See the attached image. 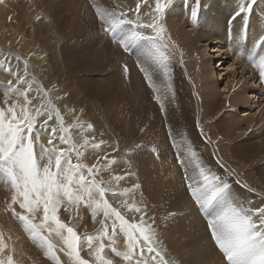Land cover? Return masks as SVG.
<instances>
[{"label":"rangeland","instance_id":"374dc122","mask_svg":"<svg viewBox=\"0 0 264 264\" xmlns=\"http://www.w3.org/2000/svg\"><path fill=\"white\" fill-rule=\"evenodd\" d=\"M29 1L0 0V10H4L3 17L0 18V62L2 65L7 68L10 65L13 71L20 69L23 73L24 62H28L31 55L30 50L32 55L40 59L43 66L47 65L45 73L55 88L53 91L59 94L53 97L57 98V103L64 102L62 100L66 98V92L62 91V86L68 87L69 94L75 95L74 93L77 92L78 95H75L77 116L85 125L83 130H87L89 134L87 136L84 131L81 133L77 128V131L72 133L73 138L82 140L81 135H85L90 144L102 142L101 149L87 148L90 150V165L83 161V158H81L82 162L88 166L95 164L98 168H103L104 155H107L109 159L118 160L117 164L110 166L111 170L103 169L96 179L111 181L113 175L126 176V179L120 181L118 186L113 183V187H117L120 191L125 188L132 189L133 185L140 186L135 190L134 200L141 208L147 209L148 215L154 217L155 227L159 232L164 233L159 240L171 264H220V254L207 232L206 222L197 211L185 187V177L198 174L194 171L196 161L189 163L186 160L188 170L185 172L177 163L176 154L178 150L186 149L191 145L199 161L201 160L200 162L207 169L213 170L212 172L219 175L222 180L225 177L231 178L228 167L218 158V144L215 139L219 138L222 132H229V134L231 132L232 135L236 133L233 137L240 139L246 135L245 125L240 123V127L232 129V126L224 125L227 121H220V116L227 113L231 119L236 118L242 121L260 113L259 105L263 104L262 99H259L258 94L259 96L254 100L255 95H252L253 89L259 84L257 78L252 79L257 71L250 72L245 69L244 58L237 62L231 57V53L225 56V51L229 47V43L223 40L227 22L225 24L223 21L221 35L217 34L218 40L211 42L207 39L213 38L211 24L214 21L212 13L206 12L205 9L204 3L210 4L207 0H200L198 16L192 21H180L182 16L183 20L186 16H178L180 12L178 10L181 8L179 6L173 7V10H177L178 13L174 11L172 14L171 11L166 10L167 12L165 11L161 18L162 21L160 20L161 24L164 22L162 25L165 27V43L168 44L166 54L170 57V71L165 78L162 72H153L154 66L145 61L139 49L124 52L118 48L103 32L97 18V11L107 8V10L115 11L117 15L123 11L129 19L134 20L137 17L136 0H132V6L131 3L124 4L122 0H50V2L35 0L37 3L34 10H36L27 14L26 18L22 14L28 13L27 2ZM116 2L126 7L123 8ZM183 2L185 0L182 1L184 5ZM190 2L189 6L195 4V0ZM227 2L230 5L229 9L236 7L230 12L240 7L233 0ZM13 9L21 13L17 12L16 15ZM141 10L140 15L143 14L142 17L140 16L141 20L149 21L151 12L146 11L145 8ZM145 12L149 14L146 15ZM249 21L251 22V19ZM178 31L185 35L184 32H188L190 35H186L185 38L184 35H177ZM3 40L8 43L3 44ZM26 41L30 44L29 48L24 50L23 43ZM219 41L222 42L215 45ZM232 44L231 39L230 45ZM141 64L153 75L159 92H154L149 87L145 72L140 67ZM125 65L129 70L127 73L124 71ZM231 72H234L233 76ZM213 73L215 77L212 79H216L215 81L208 79L209 74L212 76ZM27 76L29 79L34 78L36 84L46 89L29 69ZM212 81L220 98L225 95L229 97L233 88L229 94H225L226 86L237 83V85H248L249 89L244 98L252 97L253 100L249 99L251 102L247 104L248 106L241 109L235 108L237 112L233 114L234 108L228 105V98H226L224 103L226 109L224 107L219 111L215 109L216 111L204 117L202 90H206L204 86ZM6 83L0 87V101L5 99L3 92L8 88V82ZM33 88L35 89V85ZM31 93H33L32 97L37 95L35 90ZM157 95L160 96L165 111L161 110L160 103L156 99ZM50 98L53 101V98ZM255 101L259 103L254 105ZM41 102L37 100L35 103L39 105ZM220 102L222 103V100ZM217 104L219 107V102ZM89 124L93 126L92 129L87 128ZM260 124L264 126V115L262 119L260 118ZM223 125L224 128L220 129ZM214 135L217 136L211 143L210 139ZM263 136L264 131L261 136L250 142L259 144ZM172 138L175 139L178 147L173 146ZM259 157L263 159L259 161V164L257 163L258 168H248V170H251L252 184L257 189L258 187L264 189V153ZM126 161L130 162V166ZM241 166L239 162V167ZM232 182L231 185L238 187L241 191V195L234 192L241 202L258 201L256 197L245 196L247 189H251L250 185L247 186L243 184V181L240 182L235 178ZM4 186L10 190V186L0 180V187ZM128 202L132 203V198ZM3 209L11 214L8 206H4ZM169 213L174 215L169 216ZM135 218L139 220L138 215ZM60 219L70 222V225L74 226L81 235L95 233L100 227L99 217L97 222H93L89 211L83 207L78 217L75 209L61 210ZM12 222L17 226L16 232L33 244L32 238L25 232L22 224L15 217ZM118 238L120 243L123 237ZM121 243L122 247L118 248L123 250V242ZM108 255L115 260V264H124L110 252Z\"/></svg>","mask_w":264,"mask_h":264},{"label":"snow or ice","instance_id":"6c2138e0","mask_svg":"<svg viewBox=\"0 0 264 264\" xmlns=\"http://www.w3.org/2000/svg\"><path fill=\"white\" fill-rule=\"evenodd\" d=\"M141 3L146 0L137 3V18L134 20L123 11L117 15L107 8L98 10L97 18L103 32L110 35L118 48L124 52L139 49L145 61L154 66L153 72H162L167 78L170 57L166 54L168 44L160 20L171 0H155V15H151L149 21L140 19ZM199 4L200 0H195L191 6L193 20L198 16ZM255 4L256 0H249L246 5H241L232 19L251 13ZM244 19L247 20L248 16L244 15ZM254 47L264 49V35L258 38ZM253 66L258 67L259 77L264 81V54L258 61H253ZM140 67L149 87L159 92L153 75L144 69L143 64ZM5 71L15 75V84L8 82L4 93L5 106L0 107V180L9 185L12 192L8 210L44 250L45 256L54 264H62L56 254L59 249L70 264H115L108 255L110 252L124 264H146L143 258L147 253L154 264H171L161 247L154 217H150L147 209L141 208L134 200L135 190L140 186L137 184L132 189L120 191L113 187V183L118 186L126 176L113 175L111 181L96 179L103 169L111 170L110 166L117 164L118 160L104 155L103 168L95 164L85 165L81 160L84 155L81 149L89 146L101 149L102 142L90 144L85 135H81L82 143L73 138L72 129L78 128L82 133L84 125L78 120L65 123L59 108L47 96L48 89L36 84L34 78H28L27 61L24 62V75L13 73L10 65ZM124 71H129L127 65ZM33 90L37 93L35 97L30 95ZM19 97H23L22 102ZM156 99L161 110L165 111L160 96L157 95ZM36 100L42 102L37 105ZM92 127L87 125L88 129ZM42 135L47 136V144L42 142ZM172 139L173 146L178 147ZM186 160L189 163L196 161L194 171L198 174L186 176L185 187L197 211L206 220L207 231L220 254V264H264V207L254 208L249 201L241 202L227 181L199 161L191 145L176 154V161L185 172L188 170ZM126 163L130 166V162ZM109 195L123 198L119 207L109 202ZM130 198L132 203L128 202ZM16 205L19 212L14 207ZM81 207L89 211L93 222L99 217L100 227L95 233L81 235L70 222L60 219L61 210L75 209L78 217ZM136 215L139 220L128 218ZM120 236L123 237V250L117 247ZM53 237L60 243L57 244ZM85 249L90 259L82 256ZM0 256L3 257L0 264H16L2 234Z\"/></svg>","mask_w":264,"mask_h":264},{"label":"bare ground","instance_id":"6f19581e","mask_svg":"<svg viewBox=\"0 0 264 264\" xmlns=\"http://www.w3.org/2000/svg\"><path fill=\"white\" fill-rule=\"evenodd\" d=\"M45 1L46 2H50V0H45ZM122 1H123L124 4H127V5H130V3L132 2V0H122ZM182 1H184V0H171V3L169 4V6H168V8L166 10L167 11H171L172 14H173V12L175 11V10H173V7L175 8V6H176V8H177V6H179L181 8H180V10H178V12L179 11L180 12L179 13L176 12L177 10L175 12L179 14L178 15L179 17L182 16V15L186 16L185 20H183V16H182L180 21H192L193 18L191 17V14H190L191 13V6H189L188 4L191 3L190 1H194V0H185V2H183L184 5L182 4ZM207 1L210 4H208L206 2L204 3L206 12L212 13L213 21H214L211 24L212 26L210 25L211 26V31L213 33L211 36H213V38H211L212 40H210V38L207 39V40L213 42V41L218 40L217 34L221 33L220 29H221L223 21H225V24H226V22H227V20H229L230 16H232L236 11H238L240 7L237 8V9H234L232 12H230L233 8H236V7H232V9L231 8L229 9L230 5L227 2L228 0H207ZM233 1L235 3H237V4H239L240 6L241 5H246L249 2V0H233ZM120 2H118V3L116 2V3L118 5H121ZM138 2H139V0H136V3H138ZM36 3L37 2L35 0H30L29 2H27L28 13H24L22 15H24L26 17L27 14L33 13L36 10V9L34 10V8L36 7L35 6ZM111 3H108V4H111ZM133 5H135V4H133ZM154 5H155V0H146V3H141V8H145L146 11H149V12H151L152 15H155V13L153 11ZM121 6L123 7V5H121ZM131 6H132V3H131ZM124 7H126V6L124 5ZM226 9H228V10L226 11ZM1 10H0V14H2V16H0V18L3 17V14H4V10H2V11ZM13 10H14L13 12H15V9H13ZM17 12L21 13L19 10H17ZM17 12H15L16 15H17ZM143 12H144V10H143ZM19 13H18V15H19ZM251 13H252V15H254L253 18H251L252 15L249 18V20L251 19V22L248 19L247 20L244 19V15H248V13H245L241 17L239 16V17L235 18L234 23H233L234 24L233 36L231 38L233 44H232V46L229 44V47L227 48L228 50L225 51L226 52L225 56H229V54L232 53L231 57L235 60L236 58L234 57V55L236 54L237 51H239V49L241 47H242L241 48L242 51L245 52V53H247L249 51L250 52L253 51L254 48H255L254 45H255L256 41L258 40V38L260 36L264 35V0H256V4L253 6V10L251 11ZM145 14L147 15L149 13L145 12ZM174 15H176V14H174ZM142 16H143V14H142ZM140 19H142V18H140ZM247 22L249 24V26H248L249 27V32L247 33L248 34L247 35V41H246V44L244 46H241L242 28H243V26L246 25ZM194 32H195V30H194ZM184 33H186V35H190V33H188V32H184ZM195 33H197V32H195ZM178 34L179 35H184L185 38H186V35L181 33V31H178L177 35ZM258 34H260V35L258 36ZM14 36H16V35H14ZM221 39H222V37L220 38V40ZM226 39L227 38H226V27H225V37H224L223 40H225V42H227ZM187 41H188V38H187ZM222 41H219V42L215 43V45L221 43ZM2 43L6 44V43H8V41L3 40ZM191 43H192V41H191ZM29 44H30L29 41H26V42L23 43L24 50L29 48ZM186 45H188V43H186ZM214 48H215V46H214ZM29 54H31L29 56V59H28V62H27L29 71L31 72V74L36 79L38 78L44 84V87H46V89H48V93H47L48 97H52V98L53 97H57L59 94L55 93L53 91V90H55V88L50 83V79L47 77V75L45 73V69H46L47 65L43 66L41 64V62H40V59L38 57H36L34 54L32 55V52L30 50H29ZM262 54H264V49L259 48V50L256 53V56L259 58V56L262 55ZM225 59H227V58L225 57ZM240 59L241 58L236 59V61L238 62ZM243 67L245 69H248L250 72L252 70H256L257 74L255 75V77L253 76L252 79L257 78L259 80V69H258V67L250 66L249 64L247 65L246 63L244 64ZM5 69H7V67H4L2 65V63L0 62V87H2L3 84H5L6 82H9V81H12L15 84V75H9L8 72L5 71ZM21 71H20V69H18V70L13 71V73H20L21 75H23L24 72L22 73ZM231 73H232V76H233L234 72H231ZM231 73H228V74L231 75ZM215 74H216V72H215ZM215 74L212 75V76L209 74L208 79L210 80V79L214 78ZM251 75H252V73H251ZM216 76H217V74H216ZM212 80L215 81L216 79H212ZM213 81L211 83L207 82V84L204 86L206 90H204V89L202 90V92H203V100L204 101L203 100H201V101H203V103H204L203 109L205 108V111L203 113V114H205L204 117L209 116L210 113L213 112L215 109H218V111L220 109L223 110L225 108L224 103H226L225 102L226 98H228V101H227L228 105L230 104L229 106L231 108H234L233 109V114L235 112H237L235 110V108L236 109H241V107L248 106L247 104H249V102H251V101H249V99H252V97H250V98L247 97V99L244 98L245 94H246V91L249 89L248 85H246V86H243L241 84L237 85V83H234L232 86L227 85L226 86L227 91L225 92V94H229V91L232 90V88H233L232 92H234V93H232L230 91V95H228L229 97H226L227 95H225L222 98H220L219 93L216 91V88L213 85L214 84ZM118 86H120V85H118ZM62 87H63L62 91L66 92V98L64 100H62L64 102L57 103L56 102L57 98H53V102L59 108V110H60V112H61V114L63 116V119H64L66 124H72L76 120H78L81 123L82 119L77 116L78 112H77V105H76V101H75L76 100V96L75 95H78L77 92L74 93L75 95L69 94V93H67L68 87L67 86H62ZM121 87H123V86H121ZM250 91H252V90H250ZM252 92H253L252 95H255L253 97L254 100H255V98L257 96L260 95L259 99H262L261 102H263V104L259 105L261 107V110H260V113L257 116H255V117L251 116V117L246 118V120H242V121L236 120V118H232L231 119L230 116L227 113H224V114H222V116H220V121L230 122L229 124H227V122H225L224 125H229V127L232 126L231 127L232 129H234V128L236 129V127H240L239 126L240 123L245 125L244 130L246 131V133H245L246 135H244L240 139H236V137H233V136H236V133H235V135H232V133L230 132V134H231L230 135L229 132L228 133L222 132L220 134V137L216 138L215 140H217V144H218V153H217L218 158L220 159V161H222L224 163V165H226L228 167V169H229L228 170V174L231 175V178L230 177L229 178L225 177L223 180L227 181L230 184V186H231L232 192L233 193L236 192V193H238V195H241L240 194L241 191H239L238 187H234V186L231 185V182H232L233 178L239 180L240 182L243 181V184H246L247 186L250 185L251 189H247V193L245 194V196L246 197H256L258 201L251 202V206L254 207V208H258V207H264V189H261V187H258V189H257L255 187V185L252 184V180L250 179L251 178V170L249 171L248 168L249 169H251V168H253V169L256 168L257 169L258 168L257 163L259 164V161L263 159V158L261 159L259 156L262 155V153H264V136H263V138H260L261 142H259V144H256V145L253 142L251 143L250 140H254V139L258 138V136H261V133H263V131H264V126L260 124V118L262 119V115H264V95L262 93V90L259 87V84H258V86L256 88L253 89ZM4 93L5 92H3V95H4ZM221 93H223V92H221ZM30 95L33 96V93H31ZM34 97H35V95H34ZM14 99H15V97H14ZM19 99L21 100V102L23 101V97H19ZM4 100L5 99H1L0 107H4L5 106L4 105ZM220 100H222V103L220 102ZM218 102H219V107H217L218 106V104H217ZM257 103H259V101L258 102L255 101L253 104L257 105ZM195 109H197V108H195ZM188 112H190V111H188ZM85 117H83V119ZM83 125H84V123H83ZM224 125L221 126L222 128H220V129H223ZM76 131H77V128H74L72 130V133H75ZM84 132L88 136L89 132L87 130H85ZM212 133L214 134L213 131H212ZM216 136L217 135H214L210 139L211 143L213 142V140H214V138ZM41 137H42L41 138L42 142L44 144H47V136L46 135H42ZM230 137H231V139H230ZM75 140H77L79 143L83 142L80 139H75ZM60 146L61 145H58V147H60ZM208 146H210V145H208ZM209 150H210V148H209ZM81 151L84 153V155L82 157L83 158L82 160L85 161V162H88V164H89V162H90V150L86 148V149H81ZM216 159H217V157H216ZM239 162H240V164H242L241 167H239ZM11 195H12V193H11V191L8 188H6L5 186L4 187H0V234L3 235L6 243L8 244L9 251H10L11 254H13L14 260L16 261V264H54V262L51 259H49V258H47L45 256L44 250L41 249L34 241H33L34 242L33 244L29 243L28 241H26L23 238L24 236L22 237V235H20L18 232H16V227L17 226H16V224H14L12 222V219L14 217L11 214H8L5 209H3L4 206H8L11 203ZM108 199H109V202L112 203L116 207H119L120 204L123 201L122 197H112L111 195H109ZM14 207H16V210L19 209L18 205L14 206ZM19 210H18V212H19ZM128 218L129 219H133V218L136 219L135 217H132V216H129ZM36 222L39 223V218H37ZM149 222L151 223V221H149ZM156 231H157V233L159 235V239H161L162 234H164V233H161V231L159 232L157 228H156ZM53 239H54V241L57 244L60 243L57 238L53 237ZM118 240H119V238H118ZM121 242H123V238H121ZM121 242L118 243L117 247H119V248L122 247V243ZM56 254L60 257V259L62 261V264H70V261L68 260V257L65 256L63 252H60L59 249H57ZM81 254H82V256L85 259H90L87 249H85ZM0 258H3V257L0 256ZM143 259L146 261L147 264H154L153 260L148 259V254L147 253H145V256H144Z\"/></svg>","mask_w":264,"mask_h":264}]
</instances>
